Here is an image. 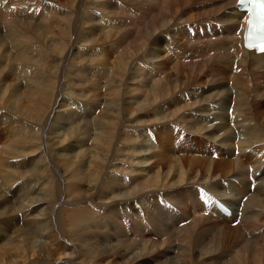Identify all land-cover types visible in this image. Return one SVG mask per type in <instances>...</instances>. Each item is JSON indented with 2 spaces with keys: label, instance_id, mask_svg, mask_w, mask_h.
Returning <instances> with one entry per match:
<instances>
[{
  "label": "bare ground",
  "instance_id": "1",
  "mask_svg": "<svg viewBox=\"0 0 264 264\" xmlns=\"http://www.w3.org/2000/svg\"><path fill=\"white\" fill-rule=\"evenodd\" d=\"M236 1L0 0V264H264Z\"/></svg>",
  "mask_w": 264,
  "mask_h": 264
},
{
  "label": "snow or ice",
  "instance_id": "2",
  "mask_svg": "<svg viewBox=\"0 0 264 264\" xmlns=\"http://www.w3.org/2000/svg\"><path fill=\"white\" fill-rule=\"evenodd\" d=\"M238 3L241 6L247 5L251 13L247 46L264 52V0H238Z\"/></svg>",
  "mask_w": 264,
  "mask_h": 264
},
{
  "label": "rangeland",
  "instance_id": "3",
  "mask_svg": "<svg viewBox=\"0 0 264 264\" xmlns=\"http://www.w3.org/2000/svg\"><path fill=\"white\" fill-rule=\"evenodd\" d=\"M9 71H11V69H10ZM4 73H6V74L8 73V70H7V69L5 70V68H3V73H2L1 75H3ZM8 74H9V73H8ZM13 78H14V77H13ZM2 104H3V103H0V108H1V109L5 108L4 106L2 107ZM8 109H9V108H8ZM9 110H10V109H9ZM213 152H216V148H213Z\"/></svg>",
  "mask_w": 264,
  "mask_h": 264
}]
</instances>
